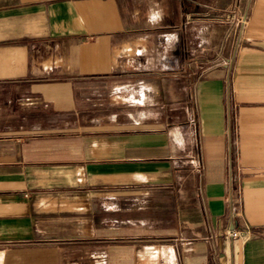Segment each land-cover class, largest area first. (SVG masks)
<instances>
[{"label":"crops","instance_id":"crops-1","mask_svg":"<svg viewBox=\"0 0 264 264\" xmlns=\"http://www.w3.org/2000/svg\"><path fill=\"white\" fill-rule=\"evenodd\" d=\"M0 264H264V0H0Z\"/></svg>","mask_w":264,"mask_h":264},{"label":"built area","instance_id":"built-area-1","mask_svg":"<svg viewBox=\"0 0 264 264\" xmlns=\"http://www.w3.org/2000/svg\"><path fill=\"white\" fill-rule=\"evenodd\" d=\"M245 20L243 19L241 26L245 25ZM227 201H229L230 204V215L232 218H238L240 217V213H241V207H240V203L238 201H233L231 198H228ZM227 236L232 239V240H236V239H240V240H246L249 237L248 232L244 231V232H240L238 230H230L228 231Z\"/></svg>","mask_w":264,"mask_h":264},{"label":"rangeland","instance_id":"rangeland-1","mask_svg":"<svg viewBox=\"0 0 264 264\" xmlns=\"http://www.w3.org/2000/svg\"><path fill=\"white\" fill-rule=\"evenodd\" d=\"M227 14H228V12H227ZM225 16H226V15H225ZM230 17H231V15H229V19H230ZM244 20H245V19H244ZM236 21H237V20H236ZM242 21H243V19H240V20L237 21V23H238V25L240 26V28L244 27V26H241ZM245 22H246V20H245Z\"/></svg>","mask_w":264,"mask_h":264}]
</instances>
